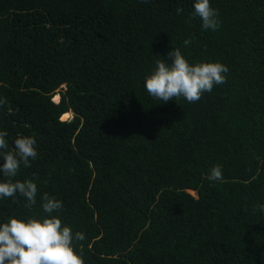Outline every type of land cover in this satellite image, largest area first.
<instances>
[{
    "label": "trees",
    "instance_id": "16d2710c",
    "mask_svg": "<svg viewBox=\"0 0 264 264\" xmlns=\"http://www.w3.org/2000/svg\"><path fill=\"white\" fill-rule=\"evenodd\" d=\"M210 3L216 31L194 0H0V131L38 153L15 177L36 204L0 198V223L46 217L47 192L84 264H264V0ZM174 48L226 82L154 99L144 78Z\"/></svg>",
    "mask_w": 264,
    "mask_h": 264
},
{
    "label": "clouds",
    "instance_id": "9594fccd",
    "mask_svg": "<svg viewBox=\"0 0 264 264\" xmlns=\"http://www.w3.org/2000/svg\"><path fill=\"white\" fill-rule=\"evenodd\" d=\"M177 14L183 11L176 9ZM193 16L199 17L204 30L216 31L219 28L218 10L210 0H194ZM191 19V18H190ZM191 39L184 40L187 47ZM171 63L157 59L155 68L144 78V87L154 99L164 103L183 97L187 102H198L205 92L226 82L229 69L220 62L189 63L180 49L168 53ZM6 101L0 99V105ZM6 131H0V172L5 179L0 180V198H14L19 194L26 198L25 208L36 204L37 184L33 179H15L23 164L30 167V161L37 158V142L34 137L17 135L10 147ZM210 180L222 179V166L217 164L210 169ZM42 208L46 217L10 216L0 223V264H84L77 242L85 235L75 232L59 218L62 201L45 192L41 196ZM264 212V205H258Z\"/></svg>",
    "mask_w": 264,
    "mask_h": 264
},
{
    "label": "bare ground",
    "instance_id": "6f19581e",
    "mask_svg": "<svg viewBox=\"0 0 264 264\" xmlns=\"http://www.w3.org/2000/svg\"><path fill=\"white\" fill-rule=\"evenodd\" d=\"M59 99H60V96H59L58 94H56L55 96H53V100H54L55 102H58ZM70 113H71V112H66V113H64V114L61 116V118H62V119L69 118ZM190 192H191V191H190Z\"/></svg>",
    "mask_w": 264,
    "mask_h": 264
},
{
    "label": "rangeland",
    "instance_id": "374dc122",
    "mask_svg": "<svg viewBox=\"0 0 264 264\" xmlns=\"http://www.w3.org/2000/svg\"><path fill=\"white\" fill-rule=\"evenodd\" d=\"M55 95H56V94H55ZM55 95H54V96H55ZM58 95H59V94H58ZM58 101H59V100H58ZM72 116H73V113L71 112L70 115H69V118H66V119H71ZM64 120H65V119H64ZM191 193H192V194H195L193 191H191Z\"/></svg>",
    "mask_w": 264,
    "mask_h": 264
}]
</instances>
